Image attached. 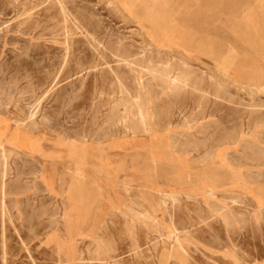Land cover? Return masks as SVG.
<instances>
[{
    "label": "rangeland",
    "instance_id": "1",
    "mask_svg": "<svg viewBox=\"0 0 264 264\" xmlns=\"http://www.w3.org/2000/svg\"><path fill=\"white\" fill-rule=\"evenodd\" d=\"M0 83V264H264V0H0Z\"/></svg>",
    "mask_w": 264,
    "mask_h": 264
},
{
    "label": "bare ground",
    "instance_id": "2",
    "mask_svg": "<svg viewBox=\"0 0 264 264\" xmlns=\"http://www.w3.org/2000/svg\"><path fill=\"white\" fill-rule=\"evenodd\" d=\"M64 6V5H63ZM61 9V8H60ZM29 14V13H28ZM27 19V18H26ZM67 36V35H66ZM90 38V37H89ZM67 48V47H66ZM119 51V50H118ZM67 54V53H66ZM142 56V55H141ZM120 61V60H119ZM121 61H123V60H121ZM64 67V66H63ZM255 67L256 68H259V65H255ZM155 75V74H154ZM157 75V74H156ZM160 77V76H159ZM204 83V82H203ZM0 84H2V83H0ZM245 83L243 82L241 85H244ZM251 86H255V84L254 83H251L250 84ZM9 97V96H8ZM12 98V97H11ZM261 105V104H260ZM261 108V107H260ZM139 109V108H138ZM258 113V112H257ZM1 148H2V146H1ZM3 151V150H2ZM1 155H2V153H0ZM6 158V157H5ZM3 159V158H2ZM6 160V159H5ZM3 161V160H2ZM3 163V162H2ZM18 169V168H17ZM16 171V170H15ZM6 172V171H5ZM18 172V171H17ZM10 173V172H9ZM19 182V181H18ZM1 183V182H0ZM3 185V184H2ZM2 187V186H1ZM2 191V190H1ZM4 192H5V190H4ZM3 194V193H2ZM3 205V204H2ZM10 206V205H9ZM4 218V217H3ZM11 224V223H10ZM4 261V260H3Z\"/></svg>",
    "mask_w": 264,
    "mask_h": 264
}]
</instances>
